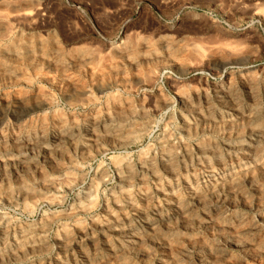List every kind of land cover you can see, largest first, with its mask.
I'll list each match as a JSON object with an SVG mask.
<instances>
[{
    "label": "rangeland",
    "instance_id": "1",
    "mask_svg": "<svg viewBox=\"0 0 264 264\" xmlns=\"http://www.w3.org/2000/svg\"><path fill=\"white\" fill-rule=\"evenodd\" d=\"M263 13L264 0H0V49L18 46L21 52L32 50L35 59L41 50L43 60L54 61L57 57L59 62L50 70H43L42 66L32 69L19 56L10 62L13 77L2 80L0 75L3 135L9 137L23 125L29 127V137L41 132L50 135L58 128V121L65 128L73 124L79 128L88 125L89 119L110 116L118 125L116 136L122 141L117 145L118 142L102 137L103 145L95 149L91 146L88 161L75 155L71 146L68 151L75 155L74 167L57 173L54 166L55 170L49 173L61 187L68 179L73 178L76 183L58 190L55 203L39 200L28 210L20 201H0V214L7 220L3 228L9 232L3 238L4 229L0 227V252L18 238L23 245L35 246L24 257H5L0 264H82L81 254L92 264H196L200 250L214 264H264V138L258 143L247 138L234 141L220 124L197 134H182L179 116L184 108L178 102L184 97L208 120L227 118L231 120L230 128L237 125L241 132L257 126L254 112L264 114ZM17 17L22 22L15 21ZM115 45L120 48L114 50ZM128 47L133 49L129 56L123 52ZM144 52L151 54L143 58ZM69 60L77 68L69 67ZM36 94L47 99L48 107H37L39 103L33 99ZM216 94L226 96L229 107L218 102ZM79 98L82 102L76 103L74 100ZM152 106L157 108L154 113ZM249 110L250 120L234 121L235 112L247 114ZM132 113L134 117H144L150 128L145 136L127 142L126 121L133 117ZM78 134L74 135V144L88 146L87 135L82 131ZM164 135L174 140V146L181 143L190 151L197 143L209 153L195 159L198 155L191 150L194 154L184 162H175V174L161 171L156 179L143 173L142 183L130 189L128 198L117 192L115 160L125 158L134 170L149 150L156 152L155 144ZM98 169L105 170L102 184L95 183ZM225 181L232 189L227 201L195 208L191 216L186 211L185 216L190 218L186 228H180L179 219H173L169 230L162 228L160 234L139 248L145 258L119 251L126 244L121 230L144 236L147 223L172 214L173 199L187 208L188 192L200 193ZM39 183L27 178L25 188L34 195L44 193ZM89 185L97 187L94 203L84 212H77ZM240 216H245L241 226L236 225ZM46 219L49 224L42 235L34 233L37 223ZM210 223L214 225L212 231ZM28 229V235L20 238V231ZM223 236L236 240L238 247L224 243ZM60 239L68 245L74 242L73 248L66 252L58 248ZM41 244L45 245L40 248Z\"/></svg>",
    "mask_w": 264,
    "mask_h": 264
},
{
    "label": "bare ground",
    "instance_id": "2",
    "mask_svg": "<svg viewBox=\"0 0 264 264\" xmlns=\"http://www.w3.org/2000/svg\"><path fill=\"white\" fill-rule=\"evenodd\" d=\"M19 11V10H18ZM16 13V12H15ZM14 13V14H15ZM21 13V12H20ZM19 14V13H18ZM17 14V15H18ZM264 14V13H263ZM16 15V14H15ZM14 15V16H15ZM21 15V14H20ZM19 15V16H20ZM23 15V14H22ZM21 15V17H22ZM25 15V14H24ZM259 15V14H258ZM13 16V17H14ZM18 16V17H19ZM16 17V16H15ZM18 17L15 19V21H19ZM28 17V16H27ZM2 18V17H1ZM4 18V17H3ZM14 19V18H13ZM22 19V18H21ZM20 19V21H21ZM35 19V17H34ZM22 22V21H21ZM16 23V22H14ZM27 23V22H26ZM17 24V23H16ZM10 27V26H9ZM12 28V27H10ZM26 28V27H25ZM9 30V29H8ZM9 32V31H8ZM11 32V31H10ZM4 35V34H2ZM3 37V36H1ZM5 38V37H4ZM3 39V38H2ZM67 39V38H66ZM131 43V42H130ZM16 44V42L14 43ZM162 44V43H161ZM113 46V45H112ZM120 47L118 45H115L113 47L114 50H118ZM201 49V48H200ZM93 50V49H92ZM133 49L131 47L126 48L123 52L126 53L125 55L129 56V52H131ZM168 51V50H167ZM198 51V50H197ZM233 51V50H232ZM165 52V51H164ZM97 53V52H96ZM207 53V52H206ZM230 53V52H229ZM244 53V52H242ZM42 52L39 50V56L37 59L34 58V54L32 50H26L24 52H21L20 48L18 46H13L10 49H0V75H2V80H9L13 76L12 72L10 71L9 66L11 65V61H14V59L21 56L24 60H26V65L29 66L32 69H36L37 66H42L44 68L43 70H50L51 67H55L59 65V62L56 57L54 61L52 60H43L41 56ZM151 52H144L142 54L143 58H146L148 55H150ZM104 55V54H103ZM153 55H156V53H153ZM191 55V54H190ZM105 56V55H104ZM241 56V55H240ZM107 57V56H106ZM196 57V56H195ZM218 57V56H217ZM157 58V57H156ZM107 59V58H106ZM153 59V58H152ZM155 59V58H154ZM153 59V60H154ZM192 59H194L192 57ZM36 60V63L34 62ZM77 61V60H76ZM141 61V60H140ZM172 61V60H171ZM191 61V60H190ZM215 61V60H214ZM213 61V62H214ZM233 61V59H232ZM78 62V61H77ZM193 62V61H191ZM198 62V61H197ZM83 63V62H82ZM129 63V62H128ZM16 64V63H15ZM67 65L69 67H76V64L73 60H69ZM132 65V63H131ZM233 65V64H232ZM225 66V65H224ZM80 67V66H79ZM57 68V67H56ZM63 68V67H62ZM77 68V67H76ZM132 68V67H131ZM191 68V67H190ZM90 70V69H89ZM54 71V70H53ZM120 71V70H119ZM22 72V71H21ZM89 72V71H88ZM116 72V71H115ZM154 72V71H153ZM112 73V72H111ZM114 73V72H113ZM17 74V73H16ZM91 75V73H89ZM103 74V73H102ZM124 74V73H123ZM61 75V74H60ZM145 77H147L145 75ZM62 80V79H61ZM118 80V79H117ZM146 80V78H145ZM99 81V80H98ZM69 83V82H68ZM242 83V82H241ZM178 84V83H177ZM67 85V84H66ZM172 85V84H171ZM174 85V84H173ZM62 86V85H61ZM71 86V85H70ZM204 86V85H203ZM132 87V86H131ZM184 87V86H183ZM71 88V87H70ZM242 88V87H241ZM253 88V87H252ZM43 93V92H42ZM79 93V92H78ZM193 93V92H192ZM158 95V94H157ZM232 95V94H231ZM84 96V94H83ZM213 96V95H212ZM247 96V95H246ZM17 97V96H16ZM87 97V96H86ZM190 97V96H189ZM34 103H39L38 106H46L48 107L49 102L47 99L39 94H36L34 97ZM32 99V100H33ZM215 99L218 102H221L225 104V106L229 107L230 104H228V99L224 95L216 94ZM207 100V99H206ZM251 100V99H250ZM76 103L82 102V100L75 99ZM147 101V100H146ZM145 101V102H146ZM149 102V101H148ZM179 104L182 106L183 113L179 116V124H180V131L182 134L190 135L191 132L194 134H197L199 132L208 131L214 129L217 124L222 125L223 127H226L225 129L228 131L229 136L234 140H240L239 138H247L252 143H258L264 138V114L260 113L258 111L254 112V117L257 119V126H253L251 128L245 129L243 132H241L238 127H231V120L223 117H217L213 121L208 120V117L206 115H203L199 111H196L191 104H189L184 97L178 99ZM230 102V101H229ZM252 102V101H251ZM215 103V102H214ZM127 104V103H126ZM33 105V104H32ZM31 105V106H32ZM165 105V104H164ZM197 105V104H196ZM232 105V104H231ZM30 106V105H29ZM126 106V105H125ZM177 106V105H176ZM205 106V104H204ZM153 107V106H152ZM249 107V106H248ZM28 109V108H27ZM38 109V108H37ZM101 109V108H100ZM156 107H153L151 111L154 113L156 112ZM161 109V108H160ZM225 109V108H224ZM229 110L231 108H228ZM33 110V109H31ZM237 109H235L236 111ZM119 111V110H118ZM232 111V110H230ZM240 111V110H239ZM242 111V110H241ZM12 112V111H11ZM10 112V113H11ZM35 112V111H34ZM120 112V111H119ZM207 112V111H206ZM246 112V111H245ZM121 113V112H120ZM119 113V114H120ZM136 113V112H135ZM134 113V114H135ZM220 113V112H219ZM247 114H239V112H235V118L234 121L238 120H244V118H251L252 112L251 110L246 112ZM3 114V113H2ZM129 114V113H128ZM133 114V113H132ZM129 118L126 122H129V128L127 132V136L125 138V141L127 139V142H132V140L135 138H141L145 136L146 133H148V129L150 128V124L146 123L144 121V117L136 116ZM152 114V113H150ZM209 115V114H208ZM230 115V114H229ZM10 116V115H9ZM12 116V115H11ZM14 116V115H13ZM141 116V115H140ZM24 117V116H23ZM96 117V116H95ZM110 116L105 118H92L89 119L90 122L88 125H82L79 128L73 124L70 125L68 128H65V125H62V121H58L57 125L58 128L52 132L50 135H46L43 132L37 135H32L33 137H29L27 125H23L22 127L19 126L16 131L11 134L9 137H5L3 133L1 132L2 129H0V201L6 202V203H14L17 201H20L23 203L27 209H31L35 206L36 202L39 200H42L47 203H52L54 201H58V195L57 192L60 189H68L73 186L75 179H68L67 183L65 185H61L55 181V179L51 178V172L55 170L54 166H57V169L55 170L57 173L66 172L67 168L74 167V156H79L83 161H88L89 158H91L90 153L92 152L91 146L98 148L100 144L103 142V139H112L114 142H118V144L115 142V144L120 145L122 144L121 138H118L116 136V127H118L117 123L109 118ZM253 119V118H252ZM116 120V118H115ZM125 120V119H124ZM254 120V119H253ZM23 123L22 119L20 120ZM118 121V120H117ZM120 121V119H119ZM256 121V120H255ZM250 122V121H249ZM169 123V122H168ZM233 123V122H232ZM0 124L3 125L2 118H0ZM85 124V123H84ZM121 124H123L121 122ZM126 124V123H125ZM166 124V123H165ZM251 124V123H250ZM9 126V125H8ZM208 127V128H206ZM210 127L212 129H210ZM217 127V126H216ZM165 128V127H164ZM236 128V129H235ZM243 130V129H242ZM78 131L84 132L85 135L89 138V145L87 146H76L74 144L73 138L74 135L78 134ZM77 133V134H76ZM99 133V134H98ZM118 133V132H117ZM79 135V134H78ZM80 136V135H79ZM130 136V138H127ZM103 137V139H102ZM114 137V138H113ZM117 137V138H116ZM102 139V140H101ZM111 140V141H112ZM207 140V139H206ZM106 141V140H105ZM110 141V142H111ZM174 141V140H173ZM172 138L168 135H164L155 145L156 152H153L152 150L148 151L146 153V158L142 162H138L137 165L134 167V170L130 169L127 160L125 158L116 159L114 162V175L116 177V180L118 182V191L120 194L124 195V197L128 198L130 197V189L135 184H141L142 183V174L143 173H149L150 175L154 177H158L160 174L159 172L164 171L168 172L170 175L173 172V167L175 162L183 161L186 159V157H190L193 153L198 155L197 158L199 159V156L205 155L206 152H204V148L197 143L188 151L185 148L184 144L178 143L176 146L173 144ZM86 142V141H85ZM108 141H106L107 143ZM197 142V141H196ZM264 142V141H263ZM233 143V142H232ZM241 143V142H240ZM111 144V143H110ZM103 145V144H101ZM223 145V144H222ZM257 145V144H256ZM74 148L75 155H71L68 151L70 147ZM148 146V145H147ZM190 146V145H189ZM264 146V145H263ZM112 147V146H109ZM117 147V146H116ZM251 147V146H250ZM100 148V147H99ZM107 148V147H106ZM190 148V147H189ZM232 148V147H231ZM254 148V147H253ZM95 149V148H94ZM237 149V148H236ZM239 149V148H238ZM252 149V148H251ZM104 151L102 148L100 149ZM193 150V151H191ZM214 150V149H213ZM216 150V149H215ZM209 151V150H208ZM73 152V151H72ZM97 152V149L96 151ZM101 153V151L99 152ZM106 153V152H105ZM209 153V152H208ZM206 153V154H208ZM217 153V151H216ZM225 153V152H224ZM97 154V153H96ZM142 154V153H141ZM256 154V153H255ZM257 156V155H256ZM93 157V156H92ZM145 157V156H144ZM78 158V157H77ZM143 158V157H142ZM189 159V158H188ZM235 159V157H234ZM246 159V158H245ZM137 160V159H136ZM76 161V160H75ZM82 161V162H83ZM223 161V160H222ZM184 162V161H183ZM187 162V160H186ZM198 162V161H197ZM254 162V161H253ZM182 163V162H179ZM178 163V164H179ZM187 164V163H186ZM176 165V164H175ZM181 166V165H180ZM256 166V165H255ZM76 167V166H75ZM184 167V166H183ZM182 168V167H181ZM180 168V169H181ZM53 169V170H52ZM75 169V168H74ZM175 169V168H174ZM177 169V168H176ZM256 169V168H255ZM262 169V168H261ZM71 170V169H70ZM99 170V169H98ZM259 170V169H258ZM105 171V170H104ZM102 170L97 171L95 175V183L102 184L106 179V174ZM192 171V170H191ZM204 171V170H203ZM250 171V170H249ZM50 172V173H49ZM196 172V170H195ZM207 172V171H206ZM211 172V171H210ZM219 172V171H218ZM159 173V174H158ZM166 174V173H165ZM175 174V173H174ZM250 174V173H249ZM63 175V174H62ZM169 175V176H170ZM224 175V174H223ZM244 175V174H243ZM241 175V177H243ZM260 175V174H259ZM173 176V175H172ZM181 176V175H180ZM156 177V179H157ZM251 177H254L251 175ZM27 178H34L36 181L39 180L41 183V188L44 190V193L34 195L27 191L25 188V182ZM152 178V177H151ZM188 178V177H187ZM212 178V177H211ZM64 179V178H61ZM60 179V180H61ZM153 179V178H152ZM239 179V178H238ZM59 180V179H58ZM218 180V179H217ZM264 180V179H263ZM63 181V180H61ZM157 181V180H156ZM199 181V180H198ZM227 181V180H226ZM225 182H221L220 184L213 185L209 187L207 190H204L200 193L194 192H188L189 194V203L190 206L187 208H184L183 206H180L179 201L175 199L172 200V214L165 217H156L157 219L154 220L151 223H147L146 225V234L144 236H136L132 231L130 230H121L120 234L121 237L125 239V246L123 250H119L121 253L123 252H133L137 255L144 257L145 255L139 251V248L143 246L146 242H149L148 239L155 237L157 233H159L162 228H165V230H169L170 223L173 219H179V226L185 227L187 221H189V217L185 216V212L187 211L190 215V212L193 211L195 208H207V207H214L216 204H219L220 202H225L231 195V187L229 184H225ZM229 182V181H228ZM245 182V181H243ZM249 182V181H248ZM39 183V184H40ZM76 183V182H75ZM182 183V182H181ZM236 183V182H235ZM250 183V182H249ZM256 183V182H255ZM63 184V183H62ZM248 184V183H247ZM175 185V184H174ZM190 185V184H189ZM201 185V184H200ZM237 185V184H236ZM239 185V184H238ZM93 185H89L85 191L83 205L79 206L77 208V212H84V210L89 209L93 202V195H94V189L92 187ZM147 186V185H146ZM233 186V184H232ZM235 186V185H234ZM15 187V191H12V188ZM136 187V186H135ZM199 187V186H198ZM206 187V186H205ZM243 187V186H242ZM253 187V186H252ZM134 191V190H133ZM262 191V190H261ZM49 193L48 196L46 194ZM147 193V192H146ZM182 193V192H181ZM262 193V192H261ZM15 194V195H14ZM108 195V194H107ZM60 197V196H59ZM83 198V197H82ZM237 198V197H236ZM247 198V197H246ZM118 199V198H117ZM140 199V198H139ZM178 199V198H177ZM240 199V198H239ZM111 200V199H110ZM235 200V199H234ZM260 200V199H259ZM106 202V201H105ZM187 202V201H186ZM185 202V203H186ZM251 202V201H250ZM256 202V201H255ZM55 203V202H54ZM116 203V202H115ZM147 203V202H146ZM233 203V202H232ZM247 203V202H246ZM128 204V203H127ZM225 204V203H224ZM223 204V205H224ZM105 205V204H104ZM126 205V204H125ZM129 205H131L129 203ZM145 205V204H144ZM228 205V204H226ZM225 205V206H226ZM235 205V204H234ZM230 206V205H229ZM258 206V205H257ZM260 206V205H259ZM242 207V206H241ZM261 207V206H260ZM117 208V207H116ZM244 208V207H243ZM250 208V207H249ZM130 209V208H129ZM159 209V208H158ZM227 209V208H226ZM107 210V209H105ZM160 210V209H159ZM234 210V209H233ZM27 211V210H26ZM74 211V212H75ZM207 211V209H206ZM227 211V210H226ZM107 214L108 211H106ZM151 212V211H150ZM159 212V211H158ZM186 212V213H187ZM195 212V211H194ZM230 212V211H229ZM71 213V212H70ZM155 214V213H153ZM60 215V214H59ZM162 215V214H161ZM241 215V214H240ZM71 216V215H70ZM136 216V215H135ZM154 216V215H152ZM243 216V215H242ZM245 217V216H244ZM241 217L238 218V224L241 226L245 223V218ZM253 217V216H252ZM57 218V217H56ZM55 219V218H54ZM207 219V218H206ZM209 219V218H208ZM92 220V219H91ZM250 220V219H249ZM248 220V221H249ZM252 220V219H251ZM250 220V221H251ZM259 220V219H258ZM257 220V221H258ZM192 221V220H190ZM98 222V221H97ZM108 222V221H107ZM147 222V221H146ZM196 222V221H193ZM200 223V222H199ZM198 223V224H199ZM213 223V222H212ZM254 223V222H253ZM261 223V222H260ZM30 224V223H29ZM49 224V219L42 220L35 228H33L34 233L41 236L42 232L46 229V227ZM176 224V223H175ZM189 224V222H188ZM191 224V223H190ZM207 224V223H205ZM115 225V224H114ZM7 226V220L3 215L0 214V227H2V236L3 238L9 236V232L3 228ZM97 226V225H96ZM111 226V225H110ZM194 226V225H193ZM244 226V225H243ZM15 227V226H14ZM101 227V226H100ZM209 230H214V225L211 223L208 224ZM206 227V228H208ZM219 227V226H218ZM258 227V226H257ZM102 228V227H101ZM107 228V227H106ZM174 228V227H173ZM179 228V229H180ZM186 228V227H185ZM188 228V227H187ZM221 228V227H220ZM251 228V227H250ZM176 229V228H175ZM246 229V227H245ZM166 230V231H167ZM188 230V229H187ZM218 230V229H217ZM232 230V228H231ZM230 230V231H231ZM80 231V230H79ZM185 231V229H184ZM189 231V230H188ZM20 238H24L29 233L28 231H20ZM116 232V231H114ZM219 232V231H218ZM233 232V231H232ZM85 233V232H84ZM201 233V232H200ZM229 233V232H228ZM89 235V233H87ZM85 234V235H87ZM113 234V232H112ZM119 234V235H120ZM160 234V233H159ZM239 234V233H238ZM69 235V234H68ZM81 235V234H80ZM78 234V236H80ZM139 235V234H138ZM158 235V234H157ZM179 235V234H178ZM84 236V235H82ZM216 236V235H215ZM45 237V236H44ZM81 237V236H80ZM243 237V236H242ZM1 238V239H3ZM157 238V237H156ZM179 238V237H178ZM253 238V237H252ZM199 239V238H198ZM56 240V239H55ZM201 240V239H200ZM224 243H228L232 247H238L237 241L233 238H226L223 236L221 239ZM251 240V239H250ZM89 241V240H88ZM161 241V240H160ZM1 242V241H0ZM8 242V241H7ZM93 242V241H92ZM91 242V243H92ZM186 242V241H185ZM193 242V241H191ZM216 242V241H215ZM74 243V242H73ZM72 243V244H73ZM104 243V242H103ZM264 243V242H263ZM59 247L63 248V251L66 252L67 249L72 247V244L69 245L65 243V239H60L56 243ZM107 244V242H106ZM105 244V245H106ZM152 244V243H151ZM166 244V243H164ZM193 244V243H192ZM203 244V243H202ZM241 244H244L243 242ZM41 244L39 245L40 248H42ZM108 245V244H107ZM148 245V244H147ZM161 245V244H160ZM167 245V244H166ZM178 245V244H177ZM240 245V244H239ZM190 246V245H189ZM225 246V245H224ZM242 246V245H240ZM34 244L31 245H23L21 242V239L19 241L12 240L10 245L6 248H3V252H0V260L4 259L6 257L9 259L17 258L20 256H23L25 253L32 252L34 250ZM75 247V246H74ZM37 248V247H36ZM44 248V247H43ZM73 248V247H72ZM85 248V247H84ZM242 248V247H241ZM258 248V247H257ZM38 249V248H37ZM80 249V248H79ZM161 250V249H160ZM179 250V249H178ZM246 250V249H245ZM79 252V251H78ZM150 252V251H149ZM208 253V252H207ZM260 253V252H259ZM80 254V253H79ZM119 254V253H118ZM152 254V253H151ZM182 254V253H181ZM257 254V253H256ZM255 254V255H256ZM64 255V254H63ZM144 255V256H143ZM196 264H214L213 260L207 256L204 252V250H200L199 254H196ZM254 255V256H255ZM262 255V254H261ZM81 260L83 261L82 264H92L91 259L87 258L84 255H80ZM78 256V257H80ZM175 256V255H174ZM24 257V256H23ZM147 257V256H146ZM261 257V256H260ZM145 258V257H144ZM189 258V257H188ZM191 258V257H190ZM184 259V258H183ZM254 259V258H253ZM80 260V261H81ZM178 260V259H177ZM249 260V259H248ZM6 261V260H5ZM180 261V260H179ZM223 262V261H222ZM233 262V261H232ZM247 262V260H246ZM71 263V262H70ZM73 263V262H72ZM165 263V262H163ZM162 263V264H163ZM194 263V262H193ZM95 264V263H94ZM118 264V263H117ZM230 264V263H229Z\"/></svg>",
    "mask_w": 264,
    "mask_h": 264
}]
</instances>
